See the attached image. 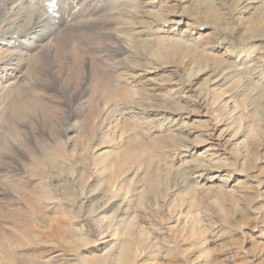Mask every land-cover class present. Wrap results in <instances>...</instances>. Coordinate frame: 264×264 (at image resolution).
Listing matches in <instances>:
<instances>
[{
    "label": "rangeland",
    "instance_id": "374dc122",
    "mask_svg": "<svg viewBox=\"0 0 264 264\" xmlns=\"http://www.w3.org/2000/svg\"><path fill=\"white\" fill-rule=\"evenodd\" d=\"M150 1L152 12L159 8L174 21L139 11L129 33L150 34L137 37L132 84L110 77L105 41L91 37L65 45L45 39L22 55L0 47V264H264V65L252 69L256 61L244 54L264 52L250 49L264 46V0ZM168 27L177 44L157 37ZM124 44L132 50L129 39ZM236 56L245 64L235 66ZM9 60L19 67L12 76L1 70ZM142 95L175 118L171 130L167 119L149 129L122 109ZM46 152L68 158L71 169L37 166ZM200 165L217 175L204 187L187 170L201 172ZM67 180L74 191L64 198ZM32 186L46 214L67 206L75 216L68 235L34 220L22 200ZM118 200L146 217L149 229L124 235L125 226L115 223L101 251L95 232Z\"/></svg>",
    "mask_w": 264,
    "mask_h": 264
},
{
    "label": "bare ground",
    "instance_id": "6f19581e",
    "mask_svg": "<svg viewBox=\"0 0 264 264\" xmlns=\"http://www.w3.org/2000/svg\"><path fill=\"white\" fill-rule=\"evenodd\" d=\"M30 1H33V2L28 3L29 1L26 2L25 0H1L0 21H2L1 25L4 24V27H0V47H3L4 50L6 49L10 50L11 52H13V54L14 52H16L22 55L23 53L34 49L36 46H38L40 41L45 40V39L56 38L60 42L64 43L65 45V43L69 41H75L76 43L81 44L80 41H82L83 39L87 37H91L92 40L93 39L97 40L96 43L105 41L106 47L104 46L102 49L105 53V58L110 60L109 63H107L108 66H110V73H109L110 77L116 80H120L121 78L125 83L129 82L130 84H132L133 77L136 75L135 68L138 67L139 65L138 59H137L138 56L136 54V51L138 50V45L136 43H138L137 40H140V39H138L137 37H140V35L143 33L140 31L137 34L136 32L134 34L129 33V32L133 31L132 30L133 27H131V25L134 23H137V20L140 19V15H138L139 11L147 7L148 9L147 12L148 13L154 12V14H156L160 18L162 23L168 24L174 21V18H172L168 14L160 13L159 8L155 9V11L152 12V7H150L151 5L150 0H139L140 2L139 6L130 5L131 7L126 9V11H124L125 10L124 7H121L122 8V11H120L121 13L119 14L116 12L117 14H119L116 16L114 14H110L109 10L113 9L115 13L116 10L118 11L119 9H121L120 8L121 5L129 6V4L134 0H91L88 4H83L82 0H55V2L54 0H30ZM151 6H153V4ZM96 15L98 16V20H99L98 22L89 21L90 20L89 18H93V16H96ZM111 25L113 27H111ZM105 29L112 30V31L110 32ZM169 29L170 27L163 29V30H166L165 33L164 32L160 34L156 33L158 35L157 37L165 44H177L179 40L174 38V34ZM149 34L147 33L143 35L147 36ZM127 36H130V37L127 38ZM124 39L125 40L129 39V41L132 42L133 44L132 50H129L125 46ZM89 41L90 40H88V42ZM144 41H147V40L145 39ZM250 49H262L264 51V46L262 47L260 44H253L251 45ZM88 50L91 51L94 49L92 47H89ZM44 53L46 57L49 58L50 49L45 48ZM120 53L124 54L123 58L122 56L121 58L118 57V54L120 56ZM244 54L246 58L248 56L250 57L251 61L249 60V62L256 61L255 66L252 69H255L257 67H261L262 65H264V52L259 53L256 57L254 55L251 56L248 53V51L244 52ZM244 60H245L244 57H242L241 59V56H238V57L236 56L235 66H238V64L239 65L245 64ZM1 68H2L1 70L3 72H7L9 76L14 75L16 72H18V69H19L18 66L17 67L12 66L10 60L6 64H4V66H2ZM89 75L85 77V82L88 81ZM49 76L51 77L53 84L55 86L56 85L58 86V80L56 77H53L54 73L52 72V70L49 71ZM0 77L2 80H4L3 75L0 74ZM130 88L129 89L131 90V92L136 93V90L132 89L131 86ZM114 89L119 90L118 86H115ZM62 91L65 92V90H62ZM85 91L86 90H84V92ZM112 91L113 90H110V93L107 92V95L108 93L113 94ZM73 96H76V95H73ZM142 96H140L139 98L138 97L133 98V100L131 99L132 101L130 100L131 103H129L131 105L124 103L122 109L133 112L134 116L142 119L144 123L147 125V127H149V129H151L150 127L151 124L159 122V124L161 125L164 122V120L167 119L170 121V123H168V125H165V126H167L168 129L170 128L171 130L173 126L172 123L176 122L175 118H172L171 116H166L163 114V112L159 113L153 110L151 107L152 104L146 100L147 96L146 97L144 95ZM182 123H185V122L183 121ZM182 123H181V126H182ZM56 155L46 152V154L43 156V159L39 161L35 160L36 162H38L36 163L37 166L39 164L40 166L43 165L46 167V162H48L53 169L59 170L61 172L62 171L65 172V170L71 169L70 161L68 158L62 159L61 157H58ZM200 166L202 167L201 169L199 168L201 172H198V170L194 171L193 170L194 167H187V170L189 173H192V174L193 172H195L196 173V176H195L196 180L194 181L195 184H199L200 187H204L207 184L208 179H212V182H214V179L216 178L215 176L217 175L212 174L213 172L212 173L209 172L211 174H208V173L204 174V170L210 167V165H200ZM14 175L16 174H12L13 177ZM220 181H224V180H220ZM19 182L18 180L17 181L14 180L12 183L16 186H22ZM63 185L65 187V190H64V193L62 194H64V198H67L73 194V191H74L73 183L67 180V182H65V184ZM29 186H31V184ZM36 190L37 189H35L32 186L28 190V192L27 191L25 192L26 194H22V200L24 204L26 205V207L28 208L29 213L33 215V217L35 218L34 219L35 221L38 220L40 222L49 224L52 231H55V233L57 232L63 235L64 234L68 235L67 234L69 231L68 227L74 224L75 216L70 214L71 211L69 212V210L66 209L67 206L61 207L60 210L58 209L59 213L55 215L53 214L48 215L49 213L47 211L46 212L48 214H46L45 207L47 204L45 206L43 205L44 201L39 199V196ZM47 190L49 191V189ZM121 203L122 201L119 202L118 200L117 205H115V208L114 206H112L113 209H115L114 212H111L110 214H107V212L110 211V209H106L103 211L102 218L100 219L102 222V225L100 226L99 230L95 232L96 236H100L103 239L102 241L104 245H102V247L100 248L101 251L105 249V247L108 245L110 237L114 235V232H111V231L112 229H114L113 225L115 223H121L122 226H125L126 230L123 233L124 235L137 234L138 232L147 233V230L149 229L148 226L150 225V222L148 219H146V217L140 216V213L133 211V210H132L133 212H127L129 210L125 211L124 209H121V206H122ZM113 209L111 210L113 211ZM21 212H22L21 207H19L18 205L17 210H15L12 213V218L14 219V221L18 220L19 216L21 215ZM171 219L173 222H178L179 217L177 216V213L176 215L172 216ZM127 228H130V229L128 230ZM8 235L9 234L4 233L3 235L4 239ZM82 239L83 241L81 240V242L84 243V246H87V244H89L88 240L86 238H82ZM125 239H126V236H125ZM161 248L162 246H157L155 248L157 253L158 251L161 250ZM149 252L152 253L153 250L151 252V249H150ZM215 264H217V262Z\"/></svg>",
    "mask_w": 264,
    "mask_h": 264
},
{
    "label": "snow or ice",
    "instance_id": "6c2138e0",
    "mask_svg": "<svg viewBox=\"0 0 264 264\" xmlns=\"http://www.w3.org/2000/svg\"><path fill=\"white\" fill-rule=\"evenodd\" d=\"M54 2H55V0H54Z\"/></svg>",
    "mask_w": 264,
    "mask_h": 264
}]
</instances>
